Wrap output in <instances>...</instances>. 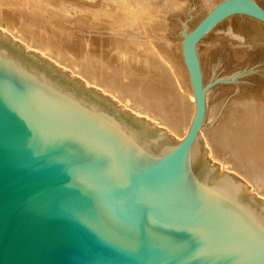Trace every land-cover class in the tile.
I'll list each match as a JSON object with an SVG mask.
<instances>
[{"label": "water", "instance_id": "water-1", "mask_svg": "<svg viewBox=\"0 0 264 264\" xmlns=\"http://www.w3.org/2000/svg\"><path fill=\"white\" fill-rule=\"evenodd\" d=\"M183 40L197 109L181 142L0 36V264H264V203L194 149L207 101L198 42Z\"/></svg>", "mask_w": 264, "mask_h": 264}, {"label": "bare ground", "instance_id": "bare-ground-1", "mask_svg": "<svg viewBox=\"0 0 264 264\" xmlns=\"http://www.w3.org/2000/svg\"><path fill=\"white\" fill-rule=\"evenodd\" d=\"M220 1L0 0V36L181 142L197 109L183 40ZM198 43L207 111L193 148L264 203V79L242 72L243 54H264V22L237 15Z\"/></svg>", "mask_w": 264, "mask_h": 264}, {"label": "rangeland", "instance_id": "rangeland-1", "mask_svg": "<svg viewBox=\"0 0 264 264\" xmlns=\"http://www.w3.org/2000/svg\"><path fill=\"white\" fill-rule=\"evenodd\" d=\"M17 39H15V41H16ZM17 42H19L18 40H17ZM262 54V55H261ZM260 55V57H259V55H256L255 54V56L253 55V56H247V55H245V54H243L244 56H245V61L246 62H248L249 60V62H248V64L247 63H245L244 65V67H246V68H244L243 67V71L242 72H244L245 74H246V76H253V77H255L256 78V80L253 82V83H256V81H257V79H264V54L263 53H261ZM249 59V60H248ZM223 64V63H222ZM56 65V64H55ZM61 69V68H60ZM220 74V75H219ZM218 74V78H217V80H216V82H211V84H209L208 86H210V85H213L214 86V84H221V83H223L224 82V76L225 75H223V74H221V73H219ZM244 74V75H245ZM259 76H261V78L259 77ZM245 78H243L242 80H243V82H246V80H244ZM247 82H249V84H251L252 82L251 81H247ZM248 84V83H247ZM212 88V87H211ZM225 103H226V101H223L222 103H221V107H220V112H221V110L225 107ZM219 112V113H220ZM228 173H231V174H233L234 172L233 171H229ZM234 175V174H233ZM235 176V175H234ZM258 198L259 197H261V196H257Z\"/></svg>", "mask_w": 264, "mask_h": 264}]
</instances>
